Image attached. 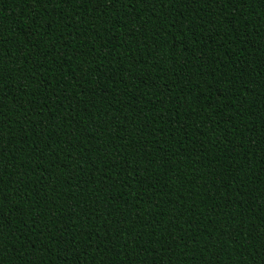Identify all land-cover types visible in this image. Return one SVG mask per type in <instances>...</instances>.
<instances>
[{
    "label": "trees",
    "instance_id": "trees-1",
    "mask_svg": "<svg viewBox=\"0 0 264 264\" xmlns=\"http://www.w3.org/2000/svg\"><path fill=\"white\" fill-rule=\"evenodd\" d=\"M0 264H264V0H0Z\"/></svg>",
    "mask_w": 264,
    "mask_h": 264
}]
</instances>
